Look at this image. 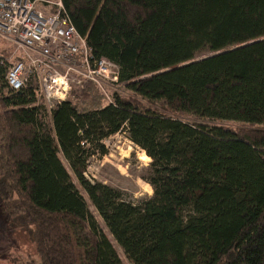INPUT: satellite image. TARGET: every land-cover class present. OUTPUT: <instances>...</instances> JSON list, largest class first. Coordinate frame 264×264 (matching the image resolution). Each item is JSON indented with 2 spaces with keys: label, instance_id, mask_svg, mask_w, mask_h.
<instances>
[{
  "label": "trees",
  "instance_id": "1",
  "mask_svg": "<svg viewBox=\"0 0 264 264\" xmlns=\"http://www.w3.org/2000/svg\"><path fill=\"white\" fill-rule=\"evenodd\" d=\"M60 1L129 94L87 85L48 112L0 67V209L27 234L22 264H123L79 188L132 264H264V0ZM121 131L150 158L136 201L83 175Z\"/></svg>",
  "mask_w": 264,
  "mask_h": 264
},
{
  "label": "built area",
  "instance_id": "2",
  "mask_svg": "<svg viewBox=\"0 0 264 264\" xmlns=\"http://www.w3.org/2000/svg\"><path fill=\"white\" fill-rule=\"evenodd\" d=\"M0 37L12 47L0 54L6 87L18 91L34 80L48 112L87 85L108 102L121 86L117 64L92 57L85 37L62 15L60 0H0Z\"/></svg>",
  "mask_w": 264,
  "mask_h": 264
},
{
  "label": "rangeland",
  "instance_id": "3",
  "mask_svg": "<svg viewBox=\"0 0 264 264\" xmlns=\"http://www.w3.org/2000/svg\"><path fill=\"white\" fill-rule=\"evenodd\" d=\"M0 49L8 51L12 47L9 42L0 37ZM78 92L79 90L74 92V97ZM112 92L120 96L129 94L123 84L112 90ZM181 119L195 125L225 126L236 132L242 127L240 122L231 120L194 119L190 117ZM101 144L105 152L101 153L98 150L86 160L83 172L85 179L113 187L122 192L123 197L129 201H136L150 196L152 193L151 187L143 180L150 158L129 139L127 132H114L102 140ZM144 155L146 159H143ZM58 156L71 180L77 184L76 170L69 164L63 152L60 151ZM79 190L85 197L88 209L97 222L99 229L110 240L122 263L132 264L119 242L110 232L107 222L98 208L90 202L87 195L80 188ZM29 252L33 253L27 234L20 229L11 228L7 214L0 209V264H22L27 257L26 254Z\"/></svg>",
  "mask_w": 264,
  "mask_h": 264
},
{
  "label": "bare ground",
  "instance_id": "4",
  "mask_svg": "<svg viewBox=\"0 0 264 264\" xmlns=\"http://www.w3.org/2000/svg\"><path fill=\"white\" fill-rule=\"evenodd\" d=\"M143 159H146V156L144 155Z\"/></svg>",
  "mask_w": 264,
  "mask_h": 264
}]
</instances>
